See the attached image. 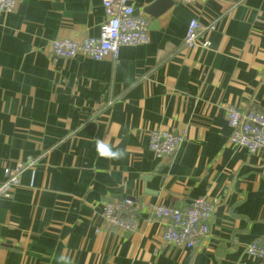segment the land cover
I'll use <instances>...</instances> for the list:
<instances>
[{"label": "crops", "instance_id": "0c3cea01", "mask_svg": "<svg viewBox=\"0 0 264 264\" xmlns=\"http://www.w3.org/2000/svg\"><path fill=\"white\" fill-rule=\"evenodd\" d=\"M103 1L18 0L0 12V182L34 163L0 199V264H264L246 253L264 234V149L233 144L227 119L229 106L264 109V0H132L149 19L148 43L118 59L51 55L55 39L100 34ZM193 18L208 29L189 48ZM154 129L184 140L160 158ZM97 139L123 156L99 157ZM199 197L217 204L194 248L165 242L145 209L135 231L103 217L126 198L139 207Z\"/></svg>", "mask_w": 264, "mask_h": 264}, {"label": "built area", "instance_id": "2783aa9c", "mask_svg": "<svg viewBox=\"0 0 264 264\" xmlns=\"http://www.w3.org/2000/svg\"><path fill=\"white\" fill-rule=\"evenodd\" d=\"M18 0H0V12H11ZM178 3L193 4L198 0H175ZM106 19L101 25L98 36L81 39L58 38L53 40L48 51L54 57L73 58L83 55L95 60L118 59L121 48L127 45H140L149 42V19L138 14L132 0H104ZM208 26L193 18L185 35V45L194 48L199 45L198 38ZM228 124L231 128L230 141L253 154L264 149V109L255 107L227 108ZM183 134L168 129H154L150 133V149L160 158L176 152L183 142ZM34 164L17 163L7 168L0 182V199L8 196L21 180L23 169ZM217 199L195 198L186 205H165L161 203H141L126 198L105 204L103 217L107 225L124 231H135L137 208L147 210L152 216L164 223L163 240L188 248L196 247L210 233V221L216 208ZM246 253L264 259V234L251 241ZM237 264H244L238 262Z\"/></svg>", "mask_w": 264, "mask_h": 264}, {"label": "clouds", "instance_id": "9594fccd", "mask_svg": "<svg viewBox=\"0 0 264 264\" xmlns=\"http://www.w3.org/2000/svg\"><path fill=\"white\" fill-rule=\"evenodd\" d=\"M95 148L98 156L101 158L120 159L123 156L121 150L100 139L96 140ZM60 260L62 261V264H72L71 258L68 256H61Z\"/></svg>", "mask_w": 264, "mask_h": 264}, {"label": "water", "instance_id": "95a60500", "mask_svg": "<svg viewBox=\"0 0 264 264\" xmlns=\"http://www.w3.org/2000/svg\"><path fill=\"white\" fill-rule=\"evenodd\" d=\"M173 3L172 0H159L155 5H160L163 8H167L168 6H170ZM152 9V8H151ZM162 10V9H161ZM119 198H122L121 195L118 196Z\"/></svg>", "mask_w": 264, "mask_h": 264}]
</instances>
